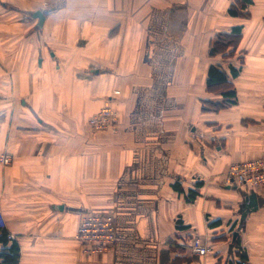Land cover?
Here are the masks:
<instances>
[{"label":"crops","instance_id":"obj_1","mask_svg":"<svg viewBox=\"0 0 264 264\" xmlns=\"http://www.w3.org/2000/svg\"><path fill=\"white\" fill-rule=\"evenodd\" d=\"M231 3L0 0V249L15 246L0 264H238L239 250L264 264V185L225 179L264 156V0L237 14ZM237 26L218 59L228 97L207 89L210 47ZM104 104L116 129L90 130ZM250 190L257 207L241 219ZM94 210L111 213L117 239L87 257L75 234Z\"/></svg>","mask_w":264,"mask_h":264},{"label":"built area","instance_id":"obj_2","mask_svg":"<svg viewBox=\"0 0 264 264\" xmlns=\"http://www.w3.org/2000/svg\"><path fill=\"white\" fill-rule=\"evenodd\" d=\"M117 112L111 104H104L88 119L90 130L111 129L117 126ZM0 162L6 164L9 157L0 155ZM226 182L236 186H244L247 189L257 188L264 185V156L240 160L230 165ZM5 226V219L0 203V228ZM76 238L82 244V253L87 257L105 253L116 241L113 217L111 213L104 211H87L79 220ZM13 238L12 234H8ZM193 251L199 255L207 254L210 247L202 238L194 236L191 241Z\"/></svg>","mask_w":264,"mask_h":264},{"label":"trees","instance_id":"obj_3","mask_svg":"<svg viewBox=\"0 0 264 264\" xmlns=\"http://www.w3.org/2000/svg\"><path fill=\"white\" fill-rule=\"evenodd\" d=\"M247 2H249V0H234V3H231L228 7V12L231 14H237L238 12L241 13L240 11H238V4L240 6H244V4H246ZM241 8V7H240ZM240 29L239 27H233V29L226 33V32H220L217 34V38L215 40V42H213V44H211L210 47V54L214 55L217 52H220L222 54H224L225 52H228V54H233V52L236 50L237 46H238V42L240 40ZM230 73L232 76H234L236 74V70H238L237 68L235 69L233 66H230ZM227 77L224 74V72L220 69L219 66H215V65H210L208 67V71H207V89L209 91H219L220 88H226L225 90H223V92L225 91V93L223 94L224 96H228V97H232L234 95V90L232 89V84L226 80ZM224 101L220 102V101H211L209 99H204V107L207 108H211L214 110H218L219 107L224 106ZM0 242L5 243L6 242V232L2 229L0 230ZM14 244H9L7 251L3 252L6 248L2 247L0 249V256L4 255L5 259H11L13 260L14 258ZM237 258H238V264H249L246 262V256L245 253L242 250H239L237 252ZM228 264H232V263H228Z\"/></svg>","mask_w":264,"mask_h":264},{"label":"water","instance_id":"obj_4","mask_svg":"<svg viewBox=\"0 0 264 264\" xmlns=\"http://www.w3.org/2000/svg\"><path fill=\"white\" fill-rule=\"evenodd\" d=\"M256 207H257L256 194L253 190H250L249 193L244 195L243 202L240 205L241 219H243L249 211L254 210ZM236 234L237 232L234 231L231 235V240H230L231 246L234 244Z\"/></svg>","mask_w":264,"mask_h":264},{"label":"rangeland","instance_id":"obj_5","mask_svg":"<svg viewBox=\"0 0 264 264\" xmlns=\"http://www.w3.org/2000/svg\"><path fill=\"white\" fill-rule=\"evenodd\" d=\"M25 27L27 28V29H26L27 34H26V31H25L24 33H21L20 35H18V37H27V36H30V34L33 33V31H31L30 26H26V25H25ZM6 35H7V37H14L16 34H13V32H11V30H9L8 33H7ZM216 38H217V37H213V38H212L211 44H213V42H215ZM215 54L218 55V58H217V59H214V61L211 62L210 64H211V65H215V66H220L219 63H218V61H219L218 59H219V56H220V52H217V53H215ZM215 54H214V55H215ZM211 56H212V55H211ZM228 169H229V168H228ZM226 175H227V173H226ZM225 179H226V177H225Z\"/></svg>","mask_w":264,"mask_h":264}]
</instances>
